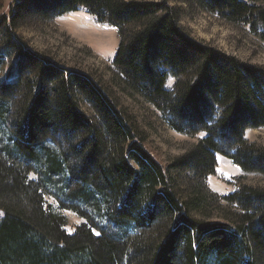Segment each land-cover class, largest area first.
I'll return each instance as SVG.
<instances>
[{"label": "trees", "instance_id": "1", "mask_svg": "<svg viewBox=\"0 0 264 264\" xmlns=\"http://www.w3.org/2000/svg\"><path fill=\"white\" fill-rule=\"evenodd\" d=\"M173 1L264 42L263 0H15L0 18V264H264V189L207 185L219 156L264 176V147L246 137L264 129V67L194 40ZM82 10L118 30L126 91L174 132L204 135L170 165L113 92L17 34L29 16ZM60 211L84 223L69 234Z\"/></svg>", "mask_w": 264, "mask_h": 264}, {"label": "rangeland", "instance_id": "2", "mask_svg": "<svg viewBox=\"0 0 264 264\" xmlns=\"http://www.w3.org/2000/svg\"><path fill=\"white\" fill-rule=\"evenodd\" d=\"M14 2L0 0V18L12 15ZM171 4L182 8L180 25L194 40L242 62L264 67V42L254 36L246 25L227 22L184 1H173ZM261 6H264V0ZM21 23L16 31L28 43V47L66 67L91 74L113 92L121 107L127 109L146 132V147L163 166L185 155L204 137L201 134L192 138L174 132L152 105L126 91L113 66L120 42L118 30L114 27L100 24L84 10L49 21L36 15L29 16ZM172 85L173 80L170 87ZM246 137L249 142L264 147V129H251ZM207 185L212 194L226 196L237 192L242 185L264 189V176L245 173L230 160L219 156L217 171L209 177ZM46 204L55 210L56 203L51 198L46 199ZM225 210L229 209L215 211L211 220H222ZM60 213L67 219L66 230L69 234L84 223L73 212Z\"/></svg>", "mask_w": 264, "mask_h": 264}, {"label": "bare ground", "instance_id": "3", "mask_svg": "<svg viewBox=\"0 0 264 264\" xmlns=\"http://www.w3.org/2000/svg\"><path fill=\"white\" fill-rule=\"evenodd\" d=\"M27 23V22H26ZM25 25V24H24Z\"/></svg>", "mask_w": 264, "mask_h": 264}]
</instances>
